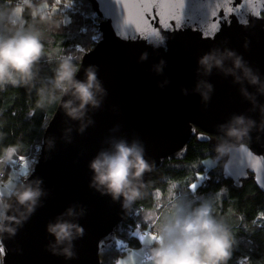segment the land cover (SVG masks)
I'll list each match as a JSON object with an SVG mask.
<instances>
[{
	"label": "water",
	"instance_id": "obj_1",
	"mask_svg": "<svg viewBox=\"0 0 264 264\" xmlns=\"http://www.w3.org/2000/svg\"><path fill=\"white\" fill-rule=\"evenodd\" d=\"M88 1L101 20L103 39L83 55L77 79L84 78V68L95 66L107 95L98 109L89 110L93 123L83 133L59 103L34 169L22 182L40 178L46 194L16 235L0 240L2 264H103L101 251L136 204L125 210L120 201L90 187L89 162L114 138L143 145L145 159L155 165L145 173L146 183L166 161L183 160L191 140L223 136L220 125L245 115L257 127L227 156L223 174L239 187L253 176L264 192V95L247 81L238 84L223 70L208 72L199 63L214 54L230 68L232 59L225 57L231 51L264 81V0ZM208 84L212 91L205 101ZM241 87L255 96V107ZM69 207L84 235L73 241L75 255L66 259L50 251L54 237L47 225Z\"/></svg>",
	"mask_w": 264,
	"mask_h": 264
},
{
	"label": "clouds",
	"instance_id": "obj_2",
	"mask_svg": "<svg viewBox=\"0 0 264 264\" xmlns=\"http://www.w3.org/2000/svg\"><path fill=\"white\" fill-rule=\"evenodd\" d=\"M46 5L47 0H16L9 8L0 9V25L9 26L6 32L0 31V90L10 86L24 88L29 93L34 91L36 108L40 110L59 102L65 115L79 122L78 131L83 133L93 123L88 116L89 110L98 109L107 92L98 79L95 66L84 68V78L77 79L80 68L71 54L59 57L51 69V76L40 75L39 65L45 57V46L38 25L59 27V22ZM26 10L31 17L30 23L24 19ZM141 58L145 59L146 54ZM225 58L232 59L230 68H225L224 59L214 54H205L199 63L208 72L212 67L223 70L238 84L247 81L260 95H264V81L245 64L242 57L229 51ZM205 87L207 90L202 95L207 101L212 85ZM240 91L255 107V96L246 87H241ZM260 107L264 112V106ZM256 127V121L245 115H234L226 125H220L224 135L217 136L215 159L231 156L234 147L246 138L250 139V133ZM50 145L53 146V141ZM17 152V145L0 149V164L9 163ZM154 166V162L145 159V150L139 141L129 143L124 138H114L109 141V147L102 148L89 162L93 173L90 187L101 195L110 196L113 201H120L127 210L144 198L146 184L143 177ZM42 184V179L36 178L18 184L7 197L0 196V240L4 234L14 237L18 228L35 212L41 197L46 194ZM83 214L84 209L81 208L79 215ZM75 215V210L69 207L55 222L47 225V232L54 237L49 244L54 255H63L66 259L75 255L73 241L84 235V228L71 219ZM234 243L231 228L223 218L214 214L211 199L198 204L177 200L159 227L148 260L149 264H227Z\"/></svg>",
	"mask_w": 264,
	"mask_h": 264
},
{
	"label": "trees",
	"instance_id": "obj_3",
	"mask_svg": "<svg viewBox=\"0 0 264 264\" xmlns=\"http://www.w3.org/2000/svg\"><path fill=\"white\" fill-rule=\"evenodd\" d=\"M15 3L16 0H0V9ZM46 7L59 27L38 25L45 46V57L39 65L41 76H51L56 61L67 54L74 57L79 67L83 55L95 47L93 34L97 26L88 0H47ZM24 19L31 22L27 10ZM8 28L6 24L0 25V31L6 32ZM77 45L82 49L78 50ZM36 99L34 91L29 93L24 88L9 86L0 90V149L7 145L18 147L9 163L0 164V174H5L3 182L13 171H18L14 169L18 159L23 160L22 165L25 159L30 161V170L23 179L34 169L44 132L59 105L57 102L40 110L36 108ZM214 147L210 142L194 138L188 143L183 160L166 161L147 179L144 198L136 201L132 213L117 229L115 239L101 251L103 264H117L124 254L143 245L137 228L144 232L150 230L157 237L160 225L177 200L198 204L205 199L212 200L214 214L226 221L234 235L235 243L227 264H264V192L253 176L245 179L240 187L226 179L223 167L227 156L207 167L205 159L216 157Z\"/></svg>",
	"mask_w": 264,
	"mask_h": 264
},
{
	"label": "crops",
	"instance_id": "obj_4",
	"mask_svg": "<svg viewBox=\"0 0 264 264\" xmlns=\"http://www.w3.org/2000/svg\"><path fill=\"white\" fill-rule=\"evenodd\" d=\"M29 170H30V164L28 166V171L26 172V174L29 172ZM18 171H15V172H18ZM23 176H24V173L22 171H20L19 173H16L14 175V179H13L14 182L13 181H7V180L2 182V184L0 186V190L2 191V195L7 197L11 193L13 188L18 185V183H22ZM143 246H145V247H143L140 251H137V252L129 251L128 254L122 258V261H124L125 263H121V264H149V260H148V258H145V256H147L149 254L150 250L145 251V249L148 246L145 244V241L143 242Z\"/></svg>",
	"mask_w": 264,
	"mask_h": 264
},
{
	"label": "rangeland",
	"instance_id": "obj_5",
	"mask_svg": "<svg viewBox=\"0 0 264 264\" xmlns=\"http://www.w3.org/2000/svg\"><path fill=\"white\" fill-rule=\"evenodd\" d=\"M79 49H82V48L80 47V45L78 46V50H79ZM209 142H210V141H209ZM211 143L215 146L216 143H217V140H214V139H213V140L211 141ZM216 163H217V160H216L213 156H208V157L205 159V164H206L207 167H212V166H214ZM29 164H30L29 159H25V160H24V165H22L21 169H20L18 172L13 171L12 174H10V176H9L6 180H7V181H13V179H14V175H15L16 173H19L20 171H22V172L24 173V175H26V172L28 171V166H29ZM24 180H25V179H23V181H24ZM13 182H14V181H13ZM15 182H16V181H15ZM18 184H20V183H18ZM0 196H3L1 190H0ZM136 233L140 234L141 237H142V236L144 237L143 242L145 241V244L148 245L147 248L145 249V251H146V250H150V248L153 247V241H154V240L151 239V237H154L155 234H153L152 232H150V230L144 232V231H142L140 228H137ZM155 237H156V236H155ZM143 247H145V246L142 245L139 249L135 250L134 252L140 251ZM127 254H128V253H127ZM127 254H124V255L120 258V260L117 261V263H118V264L125 263L124 261H122V258L125 257ZM148 255H149V254H148Z\"/></svg>",
	"mask_w": 264,
	"mask_h": 264
},
{
	"label": "built area",
	"instance_id": "obj_6",
	"mask_svg": "<svg viewBox=\"0 0 264 264\" xmlns=\"http://www.w3.org/2000/svg\"><path fill=\"white\" fill-rule=\"evenodd\" d=\"M92 17L95 18L96 21H97L96 32L93 34V41H94V45L96 46L103 39V35L99 31V25L101 23V20L96 16V13L94 11L92 12ZM77 48H78V45H77ZM22 163H23V160L18 159L16 164H15L14 169L20 170V167H21ZM4 176H5L4 173L0 174V186H1L2 182H3V179L5 178ZM0 256L3 257V247H2V245H0Z\"/></svg>",
	"mask_w": 264,
	"mask_h": 264
},
{
	"label": "flooded vegetation",
	"instance_id": "obj_7",
	"mask_svg": "<svg viewBox=\"0 0 264 264\" xmlns=\"http://www.w3.org/2000/svg\"><path fill=\"white\" fill-rule=\"evenodd\" d=\"M199 131V134H201L200 136H202L203 134V132L201 131V130H198ZM204 136V135H203ZM213 139H216V136H211V138H210V143H211V141L213 140Z\"/></svg>",
	"mask_w": 264,
	"mask_h": 264
},
{
	"label": "snow or ice",
	"instance_id": "obj_8",
	"mask_svg": "<svg viewBox=\"0 0 264 264\" xmlns=\"http://www.w3.org/2000/svg\"><path fill=\"white\" fill-rule=\"evenodd\" d=\"M192 187H193V188H195V187H196V185H192ZM156 238H157V237H155V236H154V237H151V239H152V240H155ZM140 239H141V240H143V239H144V237L142 236Z\"/></svg>",
	"mask_w": 264,
	"mask_h": 264
}]
</instances>
